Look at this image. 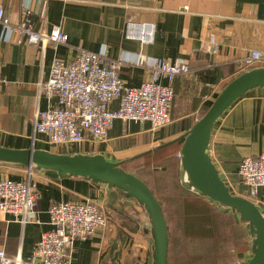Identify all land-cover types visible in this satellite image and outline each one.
<instances>
[{"label": "crops", "instance_id": "crops-1", "mask_svg": "<svg viewBox=\"0 0 264 264\" xmlns=\"http://www.w3.org/2000/svg\"><path fill=\"white\" fill-rule=\"evenodd\" d=\"M0 6L12 23L29 12L37 31L51 32L58 26L68 35V43L48 44L43 51L40 46L17 44V36L5 42L0 27V66L5 80L0 98V147L101 155L129 167L132 174L142 167L146 175L141 178L170 215L168 264H248L255 250L252 225L235 209L202 197L212 208L199 199L178 201L174 192L186 186L199 193L184 168L182 149L187 133L225 85L264 67L240 70V62L251 50L264 53V0H0ZM131 23L138 26V32L145 25L154 26V40L129 37ZM213 37L220 42L217 55L207 51ZM103 48L109 61L125 60L120 74L127 87L153 80L152 70L135 62L137 55L189 62L190 73L177 76L173 84L171 123L154 129L150 122L116 120L106 141H86L75 153L55 149L44 134L36 133L34 124L40 111L57 105L58 97L47 98L39 93L38 85L49 80L56 57L71 62L83 49L98 52ZM160 82L168 84L167 79ZM109 107L118 109V100ZM207 153L229 192L253 201L264 217V190L251 197L239 174L243 159L264 153V88L248 91L215 121ZM48 172L0 161V180L24 182L30 175L40 197L37 218L25 225L16 215L0 213V248L8 255H19L24 264H31L43 233L53 229L48 214L52 204L95 203L102 207L108 223L94 237L73 244L71 264H154V228L149 212L138 201L105 183L79 176L52 178ZM188 203L197 205V211L190 214ZM198 209L203 212L199 214ZM194 214L198 216L193 221Z\"/></svg>", "mask_w": 264, "mask_h": 264}, {"label": "built area", "instance_id": "built-area-1", "mask_svg": "<svg viewBox=\"0 0 264 264\" xmlns=\"http://www.w3.org/2000/svg\"><path fill=\"white\" fill-rule=\"evenodd\" d=\"M0 27L4 30L5 42H13V37L17 36L14 39L17 44L40 46L43 51L48 44L68 43V35L61 27L55 26L51 32L37 31L29 12L19 22L12 23L5 8L0 6ZM153 27L145 25L138 32V26L131 23L127 35L152 42ZM105 49L98 52L83 49L71 62L56 57L49 80L39 83V93L50 99L58 97V103L37 114L34 128L36 133L44 134L55 149L75 153V148L86 141H106L116 120L150 122L154 129L170 125L175 98L173 84L177 76L190 73L189 62L181 58L175 62L150 57L143 59L137 55L135 62L147 65L154 73L153 80L137 88L127 87L120 74L125 60L109 61ZM219 50L220 42L211 38L208 53L217 55ZM240 64L241 72L263 66L264 53L251 50ZM161 79H167L168 84L160 82ZM4 83L0 66V98ZM114 100L119 102L116 110L109 107ZM239 174L250 196L256 197L260 189L264 190V153L243 159ZM29 176L24 182L8 178L0 180V213L16 215L23 225L34 221L38 215L36 209L40 197ZM48 214L53 229L43 233L31 264H71L73 244L78 239L94 237L108 223L102 207L95 203L60 202L52 204ZM0 264L24 262L21 256L12 257L0 248Z\"/></svg>", "mask_w": 264, "mask_h": 264}, {"label": "water", "instance_id": "water-1", "mask_svg": "<svg viewBox=\"0 0 264 264\" xmlns=\"http://www.w3.org/2000/svg\"><path fill=\"white\" fill-rule=\"evenodd\" d=\"M259 87L264 88V67L248 71L229 82L212 103L209 111L187 133L182 149L184 168L191 185L213 202L235 209L243 221L253 226L255 250L248 264H264V217L253 201L229 192L213 166L207 150L215 121L234 101ZM0 161L46 169L52 178L79 176L89 178L93 182H105L110 188H121L127 197L136 199L149 212L154 228V264L169 263V229L159 201L146 183L135 175L122 171L116 163L105 160L101 155L70 156L34 148L21 151L2 147Z\"/></svg>", "mask_w": 264, "mask_h": 264}, {"label": "trees", "instance_id": "trees-1", "mask_svg": "<svg viewBox=\"0 0 264 264\" xmlns=\"http://www.w3.org/2000/svg\"><path fill=\"white\" fill-rule=\"evenodd\" d=\"M228 85V84H227ZM227 85H225L224 86V89H225V87L227 86ZM211 108V107H210ZM209 108V109H210ZM209 109L207 110V112L209 111ZM206 112V113H207ZM205 113V114H206ZM204 116V115H203ZM202 118V117H201ZM70 156H74L73 154H69ZM118 167L122 170V171H124V172H126V173H131L130 171H129V167L127 168V167H121V166H119L118 165ZM142 173H141V172ZM132 174V173H131ZM133 175H135L136 177H138L140 180H142L143 181V179L141 178L143 175L145 176L146 174L145 173H143V170H142V167H140V169L138 170V172H136V174H133ZM140 176V177H139ZM144 183H146L148 186H149V184H148V182H146V181H143ZM101 183H105V182H101ZM105 184H107V183H105ZM120 193H122L123 195H126L125 194V192L121 189V188H119V187H115ZM149 188L151 189V191L153 192V194H155V192H154V190L149 186ZM199 192V191H198ZM175 194H174V197L178 200V201H182V200H184V199H186V200H189V199H195V200H201L202 201V203L206 206V205H208L209 207H210V205L208 204V203H206V202H204L203 201V199L202 198H206V199H209V198H207V197H205L201 192H199L198 194H196V193H193L191 190H189V188L188 187H186L185 186V188L184 187H180V188H177L176 189V191L174 192ZM200 194V195H199ZM127 196V195H126ZM155 196H156V198H157V200L159 201V203H160V205H161V208H162V211H164V215H165V218H166V222H167V226H168V221H169V219H168V215H169V213H168V211H167V206H165L164 207V205H163V203H161V201L159 200V198H158V196H157V194H155ZM172 196V195H171ZM129 197V196H128ZM200 197H202V198H200ZM129 198H132V199H134L133 197H129ZM135 201H137L136 199H134ZM188 205H189V207L191 208V212H190V214L192 213V212H194V211H197L196 210V206L197 205H194V207H191L192 205L190 204V203H188ZM145 208V207H144ZM210 208H212V207H210ZM146 209V208H145ZM198 212H199V214L200 213H202L203 212V210H201V209H198ZM195 216H198V215H196V214H194L192 217H190V219L191 220H195ZM169 217H170V215H169ZM181 221V220H180ZM179 222V221H178ZM180 223V222H179ZM179 226V225H178ZM181 234H183V233H181ZM169 244H170V242H169ZM169 252H170V245H169ZM170 254V253H169ZM169 254H168V256H169Z\"/></svg>", "mask_w": 264, "mask_h": 264}]
</instances>
